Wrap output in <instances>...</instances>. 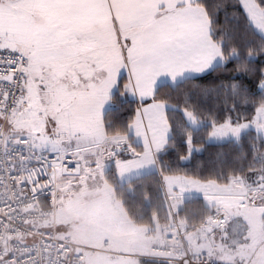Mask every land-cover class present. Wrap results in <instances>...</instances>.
Masks as SVG:
<instances>
[{
  "label": "snow or ice",
  "instance_id": "obj_1",
  "mask_svg": "<svg viewBox=\"0 0 264 264\" xmlns=\"http://www.w3.org/2000/svg\"><path fill=\"white\" fill-rule=\"evenodd\" d=\"M0 264H264V0H0Z\"/></svg>",
  "mask_w": 264,
  "mask_h": 264
},
{
  "label": "trees",
  "instance_id": "obj_2",
  "mask_svg": "<svg viewBox=\"0 0 264 264\" xmlns=\"http://www.w3.org/2000/svg\"><path fill=\"white\" fill-rule=\"evenodd\" d=\"M214 78L215 77H212L210 79H214ZM199 82L200 83H204V84H208L209 81H199ZM135 107H136V104L132 103L130 105V107L126 108V110L123 113V115L126 118L131 116L134 113ZM220 150L221 149L218 146L210 145V146H208L207 150L195 153L194 156H193V160H192V164L190 165V168L194 167L195 164L198 163V162H201V161L207 162L214 153H216L217 151H220ZM172 158L175 159V154H173Z\"/></svg>",
  "mask_w": 264,
  "mask_h": 264
}]
</instances>
